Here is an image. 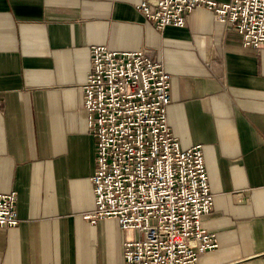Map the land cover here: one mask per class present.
Masks as SVG:
<instances>
[{
    "label": "crops",
    "instance_id": "1",
    "mask_svg": "<svg viewBox=\"0 0 264 264\" xmlns=\"http://www.w3.org/2000/svg\"><path fill=\"white\" fill-rule=\"evenodd\" d=\"M140 0H0V192L15 190L0 264H122L132 232L92 223L96 141L82 85L90 48L147 50L171 79L167 121L200 144L218 247L195 264H264V47L199 7L163 30ZM229 2V0H215Z\"/></svg>",
    "mask_w": 264,
    "mask_h": 264
},
{
    "label": "built area",
    "instance_id": "2",
    "mask_svg": "<svg viewBox=\"0 0 264 264\" xmlns=\"http://www.w3.org/2000/svg\"><path fill=\"white\" fill-rule=\"evenodd\" d=\"M157 29L183 27L203 7L242 39L264 47V0H140L135 4ZM82 85L88 132L96 141L91 177L92 223L113 218L132 232L122 264H195L218 247L202 219L213 207L200 144L180 146L167 121L171 79L147 50L90 48ZM16 191L0 192V228L18 225Z\"/></svg>",
    "mask_w": 264,
    "mask_h": 264
}]
</instances>
